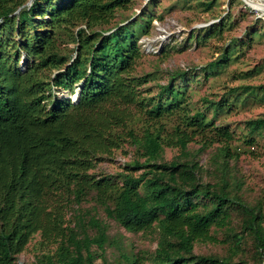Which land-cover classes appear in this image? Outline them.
I'll return each instance as SVG.
<instances>
[{
  "label": "trees",
  "instance_id": "obj_1",
  "mask_svg": "<svg viewBox=\"0 0 264 264\" xmlns=\"http://www.w3.org/2000/svg\"><path fill=\"white\" fill-rule=\"evenodd\" d=\"M130 4L0 0V264H16L37 235L34 264H251L244 258L248 244L252 264H262L264 202L252 205L240 194L230 165L234 133L191 108L188 89L177 84L189 71L168 73L154 95L147 88L156 74L136 72L144 57L139 41L150 36L153 16L111 27ZM213 5L199 2L206 11ZM227 29L223 22L190 38L200 44ZM71 43L75 48L66 53ZM234 54L229 45L200 71L217 74L236 60ZM238 91L264 98L261 86L230 90ZM205 104L215 115L230 106ZM138 117L145 124L141 135L130 128ZM167 119L177 121L172 132L163 127ZM245 127L244 145L258 146L264 114ZM197 139L199 152L219 145L209 169L189 149ZM128 141L144 162L136 160L117 176L97 173ZM165 148L179 155L166 161ZM88 202L92 211L82 208ZM70 210L74 223L66 218ZM100 210L129 233L156 235V250L127 253L109 237ZM197 244H225L228 254L198 255ZM110 246L121 261L108 260Z\"/></svg>",
  "mask_w": 264,
  "mask_h": 264
},
{
  "label": "rangeland",
  "instance_id": "obj_2",
  "mask_svg": "<svg viewBox=\"0 0 264 264\" xmlns=\"http://www.w3.org/2000/svg\"><path fill=\"white\" fill-rule=\"evenodd\" d=\"M213 1V8L206 11L205 7L199 6L200 0H132L128 10L117 12L111 27L137 21L141 15L153 16L150 36H143L139 41L144 57L136 73L156 74L155 80L147 86L154 95L157 92V85L167 82L168 73L189 71L185 83L177 84L188 89L192 109L205 111L218 125L227 127L234 133L236 140L231 147L236 157L231 160L230 165L241 184L240 194L247 203L253 205L259 201L264 202V138L260 139L259 145L255 147L244 145L242 140L248 133L245 123L264 114V98L262 92L258 98H254L242 94V91L231 93L230 90L241 86L264 87V27L257 22L256 13L244 0H232V3L230 0ZM223 22L229 29L220 37L210 38L200 44L190 38L194 33V36L204 35L201 32L196 33V30L202 31L210 26H219ZM229 45L235 48L234 62L217 74L207 75L200 71L202 67L218 59ZM74 48L75 44H69L66 53H72ZM165 50H170L168 56H165ZM246 73L251 74L247 76ZM60 96L69 97L67 93ZM206 100L222 101L230 106L215 115L212 110H208ZM176 123L174 119H167L163 122V127L166 132H172ZM144 127V121L139 117L130 124V128L139 135L143 133ZM218 146L214 145L199 152L202 143L197 139L189 145V149L192 152L197 151L200 164L209 169ZM178 155L177 149L165 148L163 158L170 161ZM136 160L144 162L137 146L128 141L113 157L99 164L96 172L117 176L125 173L126 166L133 165ZM143 171L140 170L135 175L139 176ZM93 207L94 204L88 202L82 208L92 211ZM73 210L67 212L66 218L74 223ZM97 212L98 218L110 227L109 237L119 241L127 253L150 254L156 250V235L129 233L114 221L107 219L101 210ZM212 231L220 240L224 239L222 231L216 228ZM39 241L40 237L37 235L27 250L18 256L16 264H34ZM228 247L225 244H197L194 252L198 255L224 256L228 254ZM247 248L244 258L252 264L254 259L250 244ZM106 256L110 261H121L119 253L113 246L107 248ZM95 264H102V261L98 260Z\"/></svg>",
  "mask_w": 264,
  "mask_h": 264
},
{
  "label": "built area",
  "instance_id": "obj_3",
  "mask_svg": "<svg viewBox=\"0 0 264 264\" xmlns=\"http://www.w3.org/2000/svg\"><path fill=\"white\" fill-rule=\"evenodd\" d=\"M255 2L258 3L261 8L257 9L253 6L248 5L246 2L245 3L251 10H253L256 13L257 19H261L264 21V0H255Z\"/></svg>",
  "mask_w": 264,
  "mask_h": 264
},
{
  "label": "bare ground",
  "instance_id": "obj_4",
  "mask_svg": "<svg viewBox=\"0 0 264 264\" xmlns=\"http://www.w3.org/2000/svg\"><path fill=\"white\" fill-rule=\"evenodd\" d=\"M248 5L253 6L257 9L261 8L258 3L255 2V0H244Z\"/></svg>",
  "mask_w": 264,
  "mask_h": 264
},
{
  "label": "clouds",
  "instance_id": "obj_5",
  "mask_svg": "<svg viewBox=\"0 0 264 264\" xmlns=\"http://www.w3.org/2000/svg\"><path fill=\"white\" fill-rule=\"evenodd\" d=\"M73 99H75V98H73Z\"/></svg>",
  "mask_w": 264,
  "mask_h": 264
}]
</instances>
